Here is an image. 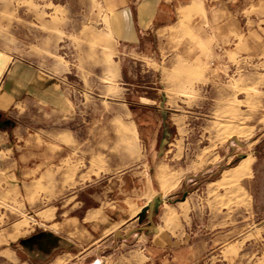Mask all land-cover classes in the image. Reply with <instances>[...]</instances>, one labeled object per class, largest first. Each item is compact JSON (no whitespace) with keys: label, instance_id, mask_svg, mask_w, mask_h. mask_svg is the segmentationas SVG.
<instances>
[{"label":"crops","instance_id":"obj_1","mask_svg":"<svg viewBox=\"0 0 264 264\" xmlns=\"http://www.w3.org/2000/svg\"><path fill=\"white\" fill-rule=\"evenodd\" d=\"M98 1L111 28L117 85L143 83L133 77L132 63L141 72L154 68L160 84L162 72L175 74L187 90L210 83L220 99L217 87L224 83L208 67L210 57L222 50L237 59L244 86L253 75L246 60L257 56L264 65V0ZM87 114L78 111L62 77L0 49V247L8 259L264 264V251L258 255L241 245L253 239L231 235L241 206L251 215L255 210L264 228V148H256L264 137L253 152L248 147L250 154L205 182L211 216L194 233L190 200L198 188L183 192L176 204L154 202L155 145L142 143L140 125L117 115L112 123L93 122ZM210 243L214 255L207 253Z\"/></svg>","mask_w":264,"mask_h":264},{"label":"rangeland","instance_id":"obj_2","mask_svg":"<svg viewBox=\"0 0 264 264\" xmlns=\"http://www.w3.org/2000/svg\"><path fill=\"white\" fill-rule=\"evenodd\" d=\"M110 32L108 17L98 0H0V49L6 50L11 58H22L62 77L78 111H87L93 122L112 123L117 115L119 121L140 125L142 143L155 145L150 156L152 173L158 181L151 199L154 202L170 199L176 204L183 192L198 188L194 189L197 195L190 200L189 214L193 221L191 230L201 231L200 222L207 223L211 216L202 189L205 182L250 154L248 147L253 152L264 137L262 59L253 56L246 60L247 70L253 72L249 87L237 79L238 72L244 69L237 59L222 50L210 57L208 67L221 73L224 83L217 87L220 99H214L210 83L187 90L176 82L175 74L162 72L161 79L165 81L160 84L154 68L141 72V67L135 68L132 63L133 77L143 83L117 85ZM160 88L167 90L163 92ZM244 120L251 127H245ZM163 126L167 127L168 135ZM256 148L261 150L264 144ZM241 208L231 235L253 239L250 244L241 245L259 255L264 251V228L260 227L255 210L251 215L243 211L244 206ZM221 215L228 221L227 214ZM228 230L222 232L221 239L229 235ZM261 237L263 240H258ZM208 248L207 253L214 255L216 245L210 243ZM5 250L0 247V264H20L8 259ZM27 263L38 264L32 258ZM66 264L78 262L69 260Z\"/></svg>","mask_w":264,"mask_h":264},{"label":"water","instance_id":"obj_3","mask_svg":"<svg viewBox=\"0 0 264 264\" xmlns=\"http://www.w3.org/2000/svg\"><path fill=\"white\" fill-rule=\"evenodd\" d=\"M157 196L162 197L160 193H157Z\"/></svg>","mask_w":264,"mask_h":264}]
</instances>
